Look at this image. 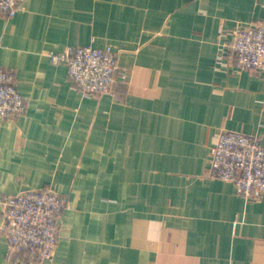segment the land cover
Segmentation results:
<instances>
[{
    "label": "crops",
    "instance_id": "crops-1",
    "mask_svg": "<svg viewBox=\"0 0 264 264\" xmlns=\"http://www.w3.org/2000/svg\"><path fill=\"white\" fill-rule=\"evenodd\" d=\"M249 23L264 25V0H24L0 14V65L26 104L0 117V199L68 198L52 264H264V193L207 175L222 130L264 146V73L223 54ZM76 45L113 47L127 80L80 92L49 54ZM6 250L0 231V264Z\"/></svg>",
    "mask_w": 264,
    "mask_h": 264
},
{
    "label": "built area",
    "instance_id": "built-area-1",
    "mask_svg": "<svg viewBox=\"0 0 264 264\" xmlns=\"http://www.w3.org/2000/svg\"><path fill=\"white\" fill-rule=\"evenodd\" d=\"M24 0H0V14L13 17ZM223 54L231 59L233 72L255 70L264 73V25H237ZM51 59L67 66L72 85L85 95L113 92L125 82L128 72L118 64L113 47L69 46L50 52ZM25 100L14 75L0 65V117L10 118L25 111ZM207 175L231 181L247 198L264 193V146L256 135L222 130L211 149ZM0 231L6 238V260L10 264H52L60 233V217L70 206L65 196L51 188L28 190L0 199Z\"/></svg>",
    "mask_w": 264,
    "mask_h": 264
}]
</instances>
